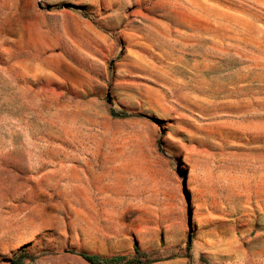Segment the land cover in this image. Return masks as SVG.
I'll use <instances>...</instances> for the list:
<instances>
[{
	"label": "rangeland",
	"instance_id": "rangeland-1",
	"mask_svg": "<svg viewBox=\"0 0 264 264\" xmlns=\"http://www.w3.org/2000/svg\"><path fill=\"white\" fill-rule=\"evenodd\" d=\"M264 264V0H0V264Z\"/></svg>",
	"mask_w": 264,
	"mask_h": 264
},
{
	"label": "trees",
	"instance_id": "trees-1",
	"mask_svg": "<svg viewBox=\"0 0 264 264\" xmlns=\"http://www.w3.org/2000/svg\"><path fill=\"white\" fill-rule=\"evenodd\" d=\"M139 252L136 251L134 257L116 256L112 258H100L95 255H81L89 264H148L146 261L139 259Z\"/></svg>",
	"mask_w": 264,
	"mask_h": 264
}]
</instances>
